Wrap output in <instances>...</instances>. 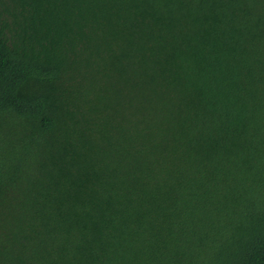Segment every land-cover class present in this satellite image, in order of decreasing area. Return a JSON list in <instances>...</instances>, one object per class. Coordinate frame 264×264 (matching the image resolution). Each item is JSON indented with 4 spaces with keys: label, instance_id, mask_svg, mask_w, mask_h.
I'll return each instance as SVG.
<instances>
[{
    "label": "trees",
    "instance_id": "1",
    "mask_svg": "<svg viewBox=\"0 0 264 264\" xmlns=\"http://www.w3.org/2000/svg\"><path fill=\"white\" fill-rule=\"evenodd\" d=\"M0 264H264V0H0Z\"/></svg>",
    "mask_w": 264,
    "mask_h": 264
}]
</instances>
